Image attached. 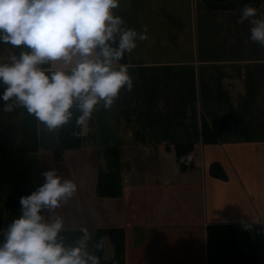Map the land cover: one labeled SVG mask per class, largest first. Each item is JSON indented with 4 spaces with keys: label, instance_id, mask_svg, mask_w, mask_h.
<instances>
[{
    "label": "crops",
    "instance_id": "crops-1",
    "mask_svg": "<svg viewBox=\"0 0 264 264\" xmlns=\"http://www.w3.org/2000/svg\"><path fill=\"white\" fill-rule=\"evenodd\" d=\"M246 5L263 14L262 2L121 0L117 14L148 36L121 61L133 89L100 106L81 125V146L59 161L58 130L39 123L38 148L20 151L23 109L0 111V215L55 168L78 185L56 210L64 230L86 226L94 248L95 230L121 227L124 264H264V46L237 22ZM1 46L0 55L19 52ZM203 119L214 141H203ZM178 143L187 145L180 156ZM113 157L120 194L99 196L98 169Z\"/></svg>",
    "mask_w": 264,
    "mask_h": 264
},
{
    "label": "clouds",
    "instance_id": "clouds-1",
    "mask_svg": "<svg viewBox=\"0 0 264 264\" xmlns=\"http://www.w3.org/2000/svg\"><path fill=\"white\" fill-rule=\"evenodd\" d=\"M121 0H0V45L19 49L0 55V111L22 108L47 132L75 118L87 124L102 106L110 109L121 90L131 91L122 63L146 30L127 27L117 14ZM249 39L264 46V14L245 6ZM44 182L19 198L20 215L0 228V264H100L86 226L66 242L65 218L56 210L78 191L77 183L51 168ZM104 247L103 239L94 244Z\"/></svg>",
    "mask_w": 264,
    "mask_h": 264
},
{
    "label": "trees",
    "instance_id": "trees-1",
    "mask_svg": "<svg viewBox=\"0 0 264 264\" xmlns=\"http://www.w3.org/2000/svg\"><path fill=\"white\" fill-rule=\"evenodd\" d=\"M211 2L223 3L228 0H209ZM252 2V3H261L264 0H238L236 3L240 2ZM235 3V4H236ZM233 5V4H232ZM231 5V6H232ZM214 7L212 5H209ZM264 14V10H263ZM124 59V57H123ZM123 61V60H122ZM38 121L34 117L29 116L23 109V116L21 121V130L20 138L17 141V150L20 151H33L38 148L37 143V125ZM202 138L203 141H214V135L211 132L210 126L203 119L201 124ZM83 141V136L81 135V125L75 123V118L70 121L68 124L62 126L57 133V142L52 149V158L54 161H59L63 157V153L67 148H79ZM177 147V155L180 156L183 152H186L187 145L178 143L175 144ZM116 157L111 158L106 164V168L99 167L97 173V182H96V192L99 196H117L121 191V182L117 167ZM209 170L211 173H217L219 169V164L212 162L210 164ZM221 174V173H220ZM32 190L28 188H23L16 197L8 199L4 202V213L0 215V228H6L8 224L11 223L13 218H17L20 215V204L19 198L22 195H28ZM66 242H72L77 237L81 235L79 230L76 229H67L63 233ZM104 236L108 237L112 247V253L109 257H104L103 248L93 250L100 257V264H124V235L123 230L120 228H107V229H97L94 233V244L103 239Z\"/></svg>",
    "mask_w": 264,
    "mask_h": 264
},
{
    "label": "water",
    "instance_id": "water-1",
    "mask_svg": "<svg viewBox=\"0 0 264 264\" xmlns=\"http://www.w3.org/2000/svg\"><path fill=\"white\" fill-rule=\"evenodd\" d=\"M206 4L215 6V7H229L232 4H235L238 0H228L226 2L223 3H216V2H211L209 0H203Z\"/></svg>",
    "mask_w": 264,
    "mask_h": 264
},
{
    "label": "built area",
    "instance_id": "built-area-1",
    "mask_svg": "<svg viewBox=\"0 0 264 264\" xmlns=\"http://www.w3.org/2000/svg\"><path fill=\"white\" fill-rule=\"evenodd\" d=\"M183 165H185V166H187V167H189L190 166V162L189 161H187V160H182V161H180Z\"/></svg>",
    "mask_w": 264,
    "mask_h": 264
},
{
    "label": "rangeland",
    "instance_id": "rangeland-1",
    "mask_svg": "<svg viewBox=\"0 0 264 264\" xmlns=\"http://www.w3.org/2000/svg\"><path fill=\"white\" fill-rule=\"evenodd\" d=\"M263 3V6H264V2H262ZM2 46L0 45V48H1ZM108 250H109V246H107V248L105 249V251H104V256H108Z\"/></svg>",
    "mask_w": 264,
    "mask_h": 264
}]
</instances>
